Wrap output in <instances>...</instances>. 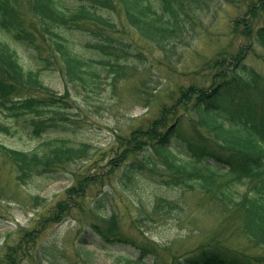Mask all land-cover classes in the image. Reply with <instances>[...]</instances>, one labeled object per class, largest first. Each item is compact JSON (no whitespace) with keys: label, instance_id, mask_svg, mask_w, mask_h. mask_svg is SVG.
Segmentation results:
<instances>
[{"label":"trees","instance_id":"obj_1","mask_svg":"<svg viewBox=\"0 0 264 264\" xmlns=\"http://www.w3.org/2000/svg\"><path fill=\"white\" fill-rule=\"evenodd\" d=\"M214 1L0 0V133L40 139L31 149L0 142V157L11 167L15 181L26 186L40 179L43 188L71 174L70 164L95 161L97 150L91 142L71 136L75 131L71 119L86 112L68 97L73 92V97H82L88 109L99 113L106 104L102 93L109 87L113 91L115 81L126 75L128 59L138 58L132 43L116 34L114 11L171 62L194 43ZM246 5L245 15L233 19L230 31L244 38L247 46L242 42L238 50H224L209 63L216 69L208 76L207 87L194 82L181 88L172 104L163 106L149 124L127 136L118 135L120 147L108 164L107 172L117 174L113 177L124 189L148 175L166 186L209 195L222 214L237 216L240 232L263 252L249 255L215 243L171 264H264V83L244 56L254 43L264 48V0H246ZM17 46L28 52V62L22 61ZM52 70L59 73L63 94L45 83L44 75ZM102 176L106 174L100 172L97 178ZM93 180L87 174L76 176L66 198L81 197ZM97 196L90 198L87 211L102 221L107 192ZM33 198L44 199L39 194ZM150 203L149 215L145 204L136 205V222L182 208L179 201L162 194ZM70 205L58 201L41 227L46 221L58 224ZM105 224L93 222L91 227L102 250L106 249L103 240H120L115 224ZM33 230L24 237H32ZM81 239L88 243L86 237ZM138 247L137 258L123 254L116 261L148 264L149 253ZM4 249V261L12 264L14 247L5 243ZM46 250L45 246L38 251L35 264L51 263Z\"/></svg>","mask_w":264,"mask_h":264},{"label":"rangeland","instance_id":"obj_2","mask_svg":"<svg viewBox=\"0 0 264 264\" xmlns=\"http://www.w3.org/2000/svg\"><path fill=\"white\" fill-rule=\"evenodd\" d=\"M246 7V0H215L194 43L182 51L179 60L171 62L165 60L152 43L135 34L123 16L114 11L116 34L132 43L139 52L138 58L128 59L126 75L115 81L113 91L109 87L102 93L106 104L99 113L88 109L81 101L82 97H73V92L68 97L86 112L78 119H71L75 126L71 136L76 141L91 142L97 150L95 161L70 164L71 174L41 188L45 183L40 179L26 186L18 184L11 167L0 157V264H7L4 261L5 243L14 247L12 264H35L36 254L45 246L46 256L51 261L45 264H124L121 260L116 261V257L130 254L137 258L138 245L149 253L145 261L148 264H171L215 243L249 255L263 253L240 232L237 216L222 214L209 195L183 191L179 186H166L157 176L148 175L138 178L134 187L124 189L113 177L117 174L107 172L109 162L115 158L114 150L120 147L118 135L127 136L133 129L149 124L159 116L163 106L172 104L181 88L194 82L207 87L210 83L207 78L216 69L210 68L209 63L224 50H238L242 42L244 47L247 46L244 38L230 31L233 19L245 15ZM262 15L261 11L258 22ZM17 47L22 61L28 62V52ZM244 56L245 62L262 74L264 83V48L254 43ZM44 79L49 88L63 94L57 71L46 72ZM39 141L25 135L0 133V142L19 149H31ZM100 172L106 176L98 179ZM85 174L98 182L90 181L81 197L66 198L67 188L77 183L76 176ZM105 192L106 216L100 221L88 214L87 207L92 196L95 198ZM37 194L44 199L35 200L33 196ZM158 194L176 199L182 208L167 215L159 211L157 216H147L136 222V205L145 204L149 215L150 202ZM60 200L71 202L69 211L58 224L46 221L41 227L42 219ZM93 222L102 227L105 223H114L115 236L120 240H103L106 249L102 250L99 235L91 229ZM27 230H33L32 237H24ZM81 236L86 237L88 243H83Z\"/></svg>","mask_w":264,"mask_h":264}]
</instances>
